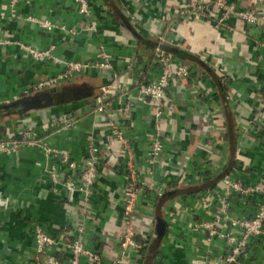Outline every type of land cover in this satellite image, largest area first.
Instances as JSON below:
<instances>
[{
	"label": "crops",
	"instance_id": "0c3cea01",
	"mask_svg": "<svg viewBox=\"0 0 264 264\" xmlns=\"http://www.w3.org/2000/svg\"><path fill=\"white\" fill-rule=\"evenodd\" d=\"M236 11L257 12L264 0H223ZM129 9L134 20H130ZM97 30L74 0H0V104L9 103L50 88L93 87L89 98L51 105L0 117V140L9 132L30 126L49 146L65 148L82 169L87 151L86 136L102 138L108 126L105 114L94 110L99 86L112 83V110L124 107L129 92L130 107L115 123L130 140L138 176L154 188L141 194L132 214L137 241L143 248L122 253L121 206L126 186V167L118 155L119 143L108 138L109 160L99 166L93 183L92 214L86 219L85 245L98 251L103 262L113 264H204L222 251L221 242L208 243L202 233L190 229L193 219H209L218 180L224 173L253 183L264 178V123L249 125L257 111L255 91L264 90V20L247 24L235 14L222 18L223 9L212 4L192 7L187 0H91ZM29 17L48 20L57 27L47 30ZM63 26V28H61ZM161 34L175 56L189 62L190 74L171 81L166 92L175 111L161 120L163 152L148 173L145 153L153 131V117L147 104L135 99L137 85L155 81L160 67L153 59L152 36ZM103 44L112 54V70L89 67L80 75L55 86L24 95L29 83L52 76L62 65L50 58L34 59L26 47L37 50L53 45L51 55L59 60L91 61ZM116 77H113V73ZM58 87V88H57ZM65 111L75 116L70 128L54 130L49 120ZM206 114L215 117L210 128ZM256 127V131L254 128ZM219 137L215 157L207 167L200 144ZM36 146H21L12 153L0 152V260L7 264H37L33 227L70 237L81 218V194L69 195L54 186L43 171L52 163ZM184 166L181 182L171 171ZM235 168V169H234ZM234 169V170H233ZM59 166L61 176H78ZM162 191L161 196H155ZM264 196L232 195L233 217L251 216ZM157 218L166 222L165 232L155 230ZM233 233L240 235L239 228ZM59 261L68 255L61 246L49 250ZM246 264H264V232L248 242Z\"/></svg>",
	"mask_w": 264,
	"mask_h": 264
},
{
	"label": "built area",
	"instance_id": "2783aa9c",
	"mask_svg": "<svg viewBox=\"0 0 264 264\" xmlns=\"http://www.w3.org/2000/svg\"><path fill=\"white\" fill-rule=\"evenodd\" d=\"M78 12L87 18L89 22L86 25L88 31L97 30L96 22L91 10V0H74ZM192 7L203 8L213 3L215 7L223 9L222 18L229 14H235L238 18L247 24L258 23L264 20V9L259 11H236L232 5H227L223 0H187ZM130 20L135 21L129 9H125ZM28 19L36 21L41 27L51 30L57 26L48 20H40L29 17ZM63 28V26H61ZM153 40V59L159 64L160 73L155 81H142L137 85V94L135 99L147 104L150 108V114L153 117V133L148 143L145 153V165L149 174H152L151 167L160 160L163 152L161 140L162 128L161 120L163 117H169L175 111V104L167 96V88L172 80L186 78L190 74V64L177 58L173 51L167 49L169 44L161 34L152 36ZM28 53L36 60L50 58L52 61L62 65V69L52 76H48L29 83L24 90V95L40 91L56 84L69 81L73 77L80 75L89 67L102 68L106 70L113 69L112 54L106 51L105 46H98L97 58L95 60L83 62L76 60H59L51 55L53 45L42 50L26 47ZM116 77V73H113ZM112 83H106L99 86V92L94 96V110L105 114L107 118L106 134L102 138H97L94 132L86 136L87 151L83 161L82 169L78 171L77 162L71 157L69 151L65 148L49 146L43 136L39 135L37 127L28 125L17 132H9L7 136L0 140V152L12 153L21 146H36L43 149L48 159L52 163L45 164L43 171L50 176L54 186H62L69 195L79 192L81 194V218L76 221L72 228L70 237L64 233L58 236L46 232L41 224H35L33 227V237L35 241V261L37 264H107L103 262L100 253L85 245L86 219L92 214L93 202V183L97 175L99 166H104L109 160L110 148L107 146L108 138H113L119 143L118 155L126 167V186L123 190L121 219L122 233L119 248L124 254L129 250L139 252L144 243L137 241L135 226L132 221V214L141 199V194L146 189L154 188L152 182L146 183L138 176V171L133 163V154L130 147V140L123 133L114 121L115 116L128 112L129 92L125 91L127 102L124 107H118L112 110L109 99L114 94ZM258 98L257 111L249 120V125L264 123V90L254 92ZM209 127L216 126L215 117L206 114ZM75 116L70 111L61 112L53 116L48 126L54 130L70 128L75 123ZM256 131V127H253ZM222 139L219 137L207 138L200 145V149L206 152L208 160L207 167L215 157V146L220 145ZM59 166H64L69 173L78 171V176H61ZM235 169V168H234ZM233 169V170H234ZM171 173L178 177L177 182L184 179L186 169L179 165ZM74 174V173H73ZM220 193L216 197L206 196V199L213 202L209 219H193L190 223V229L203 234L208 243L221 242L222 251L218 253L214 260H204V264H246L244 258L247 254L248 242L252 236L260 235L264 232V202L260 203L251 216L233 217L230 215L229 203L232 195L236 194L243 197L260 195L264 196V178L249 183L242 178L235 177L232 172L224 173L218 180ZM162 191L156 190L155 196H161ZM233 228L241 230L240 235L233 233ZM59 245L68 255L64 262L59 261L50 253L53 246ZM122 260L117 258L113 264H121ZM0 264H7L0 260Z\"/></svg>",
	"mask_w": 264,
	"mask_h": 264
},
{
	"label": "water",
	"instance_id": "95a60500",
	"mask_svg": "<svg viewBox=\"0 0 264 264\" xmlns=\"http://www.w3.org/2000/svg\"><path fill=\"white\" fill-rule=\"evenodd\" d=\"M70 87L65 89L64 92L57 91L56 88H51L9 103L0 104V117L11 113L22 114L45 106L61 105L68 102L73 103L93 95V87L87 84ZM68 91L70 93H66ZM65 95L66 97H64ZM155 230L159 236L165 232L166 222L162 218H157Z\"/></svg>",
	"mask_w": 264,
	"mask_h": 264
},
{
	"label": "flooded vegetation",
	"instance_id": "af4514ba",
	"mask_svg": "<svg viewBox=\"0 0 264 264\" xmlns=\"http://www.w3.org/2000/svg\"><path fill=\"white\" fill-rule=\"evenodd\" d=\"M69 87H70V86H69ZM57 88H58V87H57ZM50 89H51V88H50ZM67 89H68V88H67ZM57 91H61V92L63 91V92H64V91H65V88H64V87H63V88H58ZM66 93H70V91H68V92H66ZM64 97H66V95H65Z\"/></svg>",
	"mask_w": 264,
	"mask_h": 264
},
{
	"label": "trees",
	"instance_id": "16d2710c",
	"mask_svg": "<svg viewBox=\"0 0 264 264\" xmlns=\"http://www.w3.org/2000/svg\"><path fill=\"white\" fill-rule=\"evenodd\" d=\"M167 49H169V50L173 51V49H172V48H167ZM222 175H223V174H222ZM222 175H221V176H222Z\"/></svg>",
	"mask_w": 264,
	"mask_h": 264
}]
</instances>
